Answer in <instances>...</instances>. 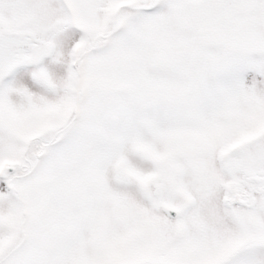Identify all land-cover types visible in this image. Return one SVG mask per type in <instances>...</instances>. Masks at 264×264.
Wrapping results in <instances>:
<instances>
[{
  "label": "snow or ice",
  "instance_id": "snow-or-ice-1",
  "mask_svg": "<svg viewBox=\"0 0 264 264\" xmlns=\"http://www.w3.org/2000/svg\"><path fill=\"white\" fill-rule=\"evenodd\" d=\"M0 264H264V0H0Z\"/></svg>",
  "mask_w": 264,
  "mask_h": 264
}]
</instances>
